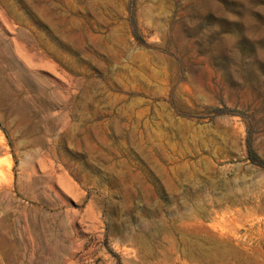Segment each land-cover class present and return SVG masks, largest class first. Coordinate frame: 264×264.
Here are the masks:
<instances>
[{"label":"rangeland","instance_id":"rangeland-1","mask_svg":"<svg viewBox=\"0 0 264 264\" xmlns=\"http://www.w3.org/2000/svg\"><path fill=\"white\" fill-rule=\"evenodd\" d=\"M0 137V264H264V0H0Z\"/></svg>","mask_w":264,"mask_h":264},{"label":"bare ground","instance_id":"bare-ground-1","mask_svg":"<svg viewBox=\"0 0 264 264\" xmlns=\"http://www.w3.org/2000/svg\"><path fill=\"white\" fill-rule=\"evenodd\" d=\"M0 138H1V137H0ZM0 142H2V140H1ZM12 186H13V185H12ZM213 252H214L213 250H211V251H206V254H207V255H212Z\"/></svg>","mask_w":264,"mask_h":264}]
</instances>
